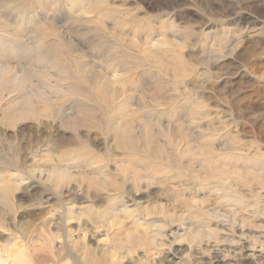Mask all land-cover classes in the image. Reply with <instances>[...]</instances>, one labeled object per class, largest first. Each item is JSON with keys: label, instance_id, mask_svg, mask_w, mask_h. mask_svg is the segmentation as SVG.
<instances>
[{"label": "rangeland", "instance_id": "rangeland-1", "mask_svg": "<svg viewBox=\"0 0 264 264\" xmlns=\"http://www.w3.org/2000/svg\"><path fill=\"white\" fill-rule=\"evenodd\" d=\"M0 16V264H264V0ZM162 211L178 234L156 250Z\"/></svg>", "mask_w": 264, "mask_h": 264}, {"label": "bare ground", "instance_id": "bare-ground-1", "mask_svg": "<svg viewBox=\"0 0 264 264\" xmlns=\"http://www.w3.org/2000/svg\"><path fill=\"white\" fill-rule=\"evenodd\" d=\"M1 17L2 16H0V19H1ZM0 31H2V30H0ZM46 89V88H45ZM46 91V90H45ZM40 93L42 94V96H43V91L41 92L40 91ZM47 98V97H46ZM43 99V98H42ZM45 99V98H44ZM51 99V98H50ZM25 101H27V100H25ZM65 174H67V173H65ZM0 182H2L1 180H0ZM4 182H9L8 180H6V181H4ZM2 184H4V183H2ZM5 185H7V184H5ZM7 186H10V184L9 185H7ZM10 190H11V188H10ZM126 208V207H125ZM111 209V212H112V214H111V218H113V220L116 218V216H118V214H120L119 212H117L116 213V211H115V208H110ZM110 209H109V211H110ZM233 209V208H232ZM163 210V209H162ZM211 210V209H210ZM238 210V209H237ZM237 210H235V211H231L230 213L232 214V215H234V217H232L233 219H234V221L235 222H233V223H236V221L238 222V213H237ZM148 211V210H147ZM71 213H73V210L71 211ZM129 213V212H128ZM141 213H142V211H141ZM140 213V214H141ZM148 213V212H147ZM145 213L146 215H142V217L144 216V217H148V216H150V214L148 213ZM211 217H213V218H219V217H226V218H228L227 217V215H220V211H217V212H213V213H208ZM121 215V214H120ZM77 216V219H79V214L78 215H76ZM108 216H110V215H108ZM120 217V216H119ZM171 214H170V212L168 211H162L161 213H160V215L158 216V217H156V222H154V227L153 228H148V229H146V230H149V232L147 231V235H149L150 234V237L151 238H149V239H152V244L155 246V249L157 250L158 248H156V247H164L165 246V242L164 241H166V240H168L169 238H170V235L172 236V237H177V234H178V228H177V230L174 232H172L170 235H168L167 234V231L168 230H165L168 226H171V222H170V219H171ZM71 219V218H70ZM184 220V218H182V221ZM229 220H231V219H229ZM114 222V221H113ZM137 224V227L136 226H134L133 225V231L135 232V233H139L140 231H141V229L143 230V228H142V226L141 227H139V223H141V222H144V221H142V219H137L136 221H135ZM168 222L170 223V224H168ZM245 222H246V218H242L241 219V222H240V224L239 225H241L242 227H240V229L239 230H241L242 231V229H243V227H244V224H245ZM133 223V222H132ZM237 224V223H236ZM141 225V224H140ZM114 227V226H113ZM144 227V226H143ZM235 227V226H234ZM234 229V228H233ZM145 230V229H144ZM145 230V231H146ZM169 231H171V230H169ZM191 231V229H189V232ZM211 231H213V230H211ZM210 231V232H211ZM193 231H191V233H187V236H189V237H191L193 240H196V239H198V238H201V237H203L204 236V233L202 232V230H197V231H195L194 230V232L192 233ZM210 232H208V233H210ZM128 235H129V237L131 236L132 237V235H135L134 233H132V231H130V232H128L127 233ZM144 234V233H143ZM146 234V233H145ZM206 234V233H205ZM138 235V234H137ZM136 236V235H135ZM145 236V235H144ZM186 236V235H185ZM184 236V237H185ZM134 237V236H133ZM137 237V236H136ZM135 237V238H136ZM183 237V238H184ZM142 238V240H143V242H145L146 241V237H144L145 239H143V237H141ZM148 238V237H147ZM130 239H132V238H130ZM149 239H147V240H149ZM185 239V238H184ZM186 240H188L187 239V237H186ZM190 240V239H189ZM198 240H200V239H198ZM134 242V241H133ZM136 242L138 243V240H136ZM150 243V242H149ZM145 244V243H144ZM139 245V244H138ZM151 245V244H150ZM150 245H148L149 247H150ZM238 245V244H237ZM239 245H241V244H239ZM148 246H147V248H148ZM242 246V245H241ZM142 247V246H141ZM145 248H146V246H144ZM151 248V247H150ZM152 248H154V247H152ZM210 248V247H209ZM242 248V247H241ZM245 248V247H244ZM214 249V248H213ZM246 249V248H245ZM249 249V248H248ZM6 250V249H5ZM20 249H18V250H15V249H10V251H7L6 253L8 254L7 256L11 259V262H12V264H24V261H25V258H27V257H25V252L24 251H19ZM146 250V249H145ZM152 250V249H151ZM159 250V249H158ZM243 250V249H242ZM2 251H4V250H2ZM108 252V249H105L104 250V252ZM149 251V250H148ZM144 252V251H143ZM147 252V251H146ZM146 252H145V255H146ZM154 252V251H153ZM238 252V251H237ZM3 253V252H2ZM27 253V252H26ZM5 254V253H4ZM152 254V253H151ZM112 256H111V259H112V261L114 262L115 260H116V258H114V255L113 254H111ZM149 255V254H148ZM157 255V254H156ZM150 256V255H149ZM148 256V257H149ZM219 256V255H218ZM0 259H3L2 258V256H1V254H0ZM146 257V256H145ZM216 258V257H215ZM115 259V260H114ZM148 259V258H147ZM219 260H221V259H219ZM2 261V260H1ZM117 261V260H116ZM218 261V260H217ZM5 262V261H4ZM4 262H1V264L2 263H4ZM112 262V263H113ZM216 262V261H215ZM150 263H151V259H150ZM115 264V263H114ZM218 264V263H217Z\"/></svg>", "mask_w": 264, "mask_h": 264}]
</instances>
